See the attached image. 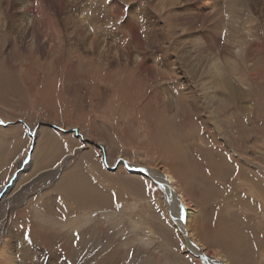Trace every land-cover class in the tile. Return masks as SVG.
<instances>
[{
  "label": "rangeland",
  "instance_id": "rangeland-1",
  "mask_svg": "<svg viewBox=\"0 0 264 264\" xmlns=\"http://www.w3.org/2000/svg\"><path fill=\"white\" fill-rule=\"evenodd\" d=\"M151 1L139 4L154 13ZM189 1L180 6L194 3ZM197 1L202 7L208 4ZM222 1L225 5L214 10L222 16V26H195L193 11L179 6L177 18L166 19L167 42L148 51L134 49L130 36L115 39L112 27L122 28L109 0H10L2 6V21L8 24L15 16L19 32L17 48L5 36L0 42V188L26 146L39 152L52 136V145L79 151L71 154L62 180L55 181L49 172L38 176L44 170L35 172L39 163L36 168L33 157L29 174L20 175L0 199L1 242L18 234L19 241L11 243H31L41 264L60 258L72 263V252L81 254V243L86 250L82 258H89L87 245L93 242L100 254L91 264H140L146 257L149 264H205L177 227L186 220H175L174 211L181 207L169 199V187L130 173L126 161L175 177V194L185 197L183 210L193 214L191 239L209 255L224 257L226 264H264V12L257 6L236 10L229 0ZM23 6L32 13H22ZM43 6L53 10L58 25H43L31 51L34 28L28 15ZM178 20L184 32L198 38V32L221 33V48L177 45ZM160 21L158 30L164 32ZM55 28L63 31L62 39ZM167 45L173 50L167 52ZM101 47L104 58L99 57ZM140 54L154 70L137 68L135 56ZM3 120L10 124L2 128ZM95 144L105 148L106 162ZM70 178L76 180L73 188L78 183L82 190H68L65 180ZM29 182L34 185L24 192ZM91 185L105 195L109 209L94 208L93 200L85 207L78 202L77 195L94 196ZM4 259L1 263L7 264Z\"/></svg>",
  "mask_w": 264,
  "mask_h": 264
},
{
  "label": "bare ground",
  "instance_id": "bare-ground-1",
  "mask_svg": "<svg viewBox=\"0 0 264 264\" xmlns=\"http://www.w3.org/2000/svg\"><path fill=\"white\" fill-rule=\"evenodd\" d=\"M181 1H183V0H155L153 2L151 1L149 3L150 6L152 7V5H153L155 8L154 13H152L148 8L140 5L139 0H109V3L112 5V12H113V14H115V16L119 17L120 21L118 23H119V25H121V28H122L121 30H119L117 26L112 27L114 30V33H115V39L117 37L118 40H122L124 35H125V38L130 36V39L132 42L131 46L134 49H139V50L147 49L146 51L151 50L154 46L159 47V46L164 45L165 41L167 42V40L169 38L167 33H166V31H167L166 19L171 18L172 16L174 18L176 17V15H174V13L178 11L179 8H177V7H179L181 5ZM186 1L190 2L189 0H186ZM204 1L208 2L206 7H202L201 5H199L200 2L198 3L197 0L196 1L193 0V2H194L193 4L185 5L182 7L180 6L181 7L180 10L193 11V13L190 14V17L192 19H195L194 25L199 23V22H203V23L205 22L204 25H207V27L209 26V28L210 27L216 28L217 25L222 26L223 25V23H222L223 18L221 15H218V14L216 15L214 13V10L215 9L220 10L221 5L222 6L225 5L224 2L222 0H204ZM191 2H192V0H191ZM145 3H148V2H145ZM4 4L10 5V0H0V8H1V10H0V42L3 40L2 39L3 36H5V37H7L8 41L10 43L9 45L11 46L12 44L15 45L16 37H17L16 35L19 32V25L17 24V21L15 20L16 19L15 16H11V21H8V24L5 21H2L1 17H4L3 16L4 12L2 11V6H4ZM231 4L233 7L236 8V10H237V8H240V7L248 8V6H251V7L257 6L258 12L259 11L264 12V0H229V5H231ZM57 5L60 7V9L62 8V2L57 3ZM60 9H59V11H60ZM137 9H139V10H137ZM152 9H153V7H152ZM236 10H235V12H236ZM20 11L26 15L28 13H32V10L26 8L25 6L20 7ZM51 11H53V10H51ZM51 11L48 9V7L43 6V11L35 10L34 14L28 15L29 16L28 19L30 21L29 25H31V26L33 25V28H34L30 34L31 51L34 50V48H35L34 43L36 42V37L38 35V31L40 30V28H43V25H45L47 27V29L53 28L51 23L53 24L55 22L54 25H58V21L56 19V16L53 15L51 13ZM39 18H43L44 19L43 22L45 24H38ZM160 20L165 22L163 27H160L161 29H164L165 33L163 31L158 30V26H160V24H163V22H161ZM215 22H216V25L211 26V24H213ZM182 23L185 25V21H183ZM191 24H193V21ZM175 25L178 27L179 30L176 29V31L178 33H176L177 35L176 34H174V35L175 36L181 35V36H178L176 38V44L177 45L182 46L184 44H188V43L192 44L193 43L194 46H200V44H201V45H205V47L203 46V50L213 51L214 48H217L220 45V43H222L221 33H219V32H217V34L210 33L211 35H215L213 37L215 40L210 38L211 35L208 32H198L200 34V38H198L197 34L193 35V34L189 33V31L184 32L183 30L185 28L182 24H180L179 20H178V24L175 23ZM185 27H187V26L185 25ZM190 28H192V27H190ZM55 29H57V34H58L57 36L62 39L61 35H62L63 31L60 28H55ZM76 29L77 30H75V32H79L80 28L78 26H76ZM29 31H30L29 28H27L26 33L29 34ZM184 37H187V39L185 40ZM229 39H230V37H228V40ZM185 41H187V42L185 43ZM42 42H43V40H42ZM86 44H87V42H83V45H86ZM14 45H12V46H14ZM224 46L229 48L228 43H224ZM14 47H16V45ZM184 47H185V45H184ZM16 48L14 51H17ZM51 48H52L51 49V52H52L53 46H51ZM63 48H64V46L61 43L59 50L62 52ZM87 48L94 50V47L92 45H90ZM173 48L174 47L167 45V49H168L167 52H170L171 50H173ZM220 48H221V45H220ZM11 50H12V47H11ZM103 50L106 51V49L104 47H101V51L99 53L100 58H102V57L104 58ZM12 57H13V55H12ZM12 59H14V58H12ZM15 59H17V58H15ZM157 60L154 59V61H157ZM135 63L137 65V68H139L141 70V72H145L147 70H154L153 69L154 64L150 60H148L147 57H145V55L140 54V55L135 56ZM13 64L17 65L16 63H13ZM166 78H168V77H166ZM124 80H126V79H124ZM181 89L185 90L184 88H181ZM209 105H210V103H209ZM210 109H212V108H210ZM126 165H127V168L130 170L134 169V167H136L130 162L129 163L127 162ZM154 173H155V175H154ZM150 178L152 181H155L157 183H162L163 187H165V188L168 186L169 187V195H170L169 199H171L175 203L179 204L180 207L183 206L182 203L186 202L185 200L183 201V199L185 197L184 196L179 197L178 195H176L177 192H175V189H177V187H176V179L174 176L161 174V173H158L155 171H151ZM75 181L76 180L73 178H70L69 180L66 179L65 180L66 188L68 190L70 189L72 191H75L74 189L77 188L78 189L77 192H79L80 190H82V188L78 187L79 186L78 183H77V186L75 188H73ZM87 183H88V181H87ZM173 186H174V188H173ZM89 189H90L89 192L93 193L94 196H88V197H87V195H81V196L77 195L76 196V198L79 200V201L78 200L77 201L80 202V204H82V206L85 207L87 200H93L94 208H97V209H101V208L105 209L109 206V202L105 198V195H101L100 193H98L99 190H97L95 186L91 185V186H89ZM96 192H97V195H95ZM170 192H171V194H170ZM99 194H100V196L96 197ZM185 208H187V207H185ZM108 209H109V207H108ZM171 210H174L172 206L170 208V211ZM188 210L189 209H186L184 211V210H181V208L177 209V210L175 209V211H174L175 220H177V219L181 220V218H182V220H184V221L186 220V223L184 224V222H183L182 224H179L180 222L179 223L175 222L174 224H177V225L179 224L177 227H179L180 231L184 232L186 234V237L191 241L190 242V249L196 253L195 254L196 256H201L200 258L205 260V264H211V262L214 264H226V260L224 257L219 256L220 258H218V257L212 256V255H209L208 251L203 246L196 244L191 239L192 235L190 233L189 224H190V221L193 217V214L188 213L187 212ZM92 233H94V232H92ZM13 237H14V239L12 240L13 242H15L16 240L19 241L20 237L18 234L16 235V238H15V234L13 235ZM80 240H86V239L83 238ZM12 241H2V242L0 241V264H4V263H1V259H4V257L7 258V261L4 259L7 262V264H41L37 260V255L39 256V251L31 243L20 242L16 246L14 243H11ZM90 242L91 241H88L87 243L89 244ZM80 246L82 247L81 254L77 255L76 252L73 250L72 257H71L72 263L69 262V264H91L92 262H94V258L97 259L99 257L100 251L96 252V250L93 249L95 246L94 242L87 245L89 247V252H88L89 258H84V259L82 258V254H84L86 250L84 249L83 243H81ZM103 248H105V246ZM41 258H42V260H46V262H48V257L46 255H44V254L41 255ZM146 259H147V261L140 260V264H149L150 258L146 257ZM47 264H68V263L60 258L57 262H50L49 261ZM104 264H109V262L106 261Z\"/></svg>",
  "mask_w": 264,
  "mask_h": 264
},
{
  "label": "crops",
  "instance_id": "crops-1",
  "mask_svg": "<svg viewBox=\"0 0 264 264\" xmlns=\"http://www.w3.org/2000/svg\"><path fill=\"white\" fill-rule=\"evenodd\" d=\"M9 124L10 123H5L4 120H3L2 123H1V126L3 128V127H7ZM52 129H54V128H52ZM47 139H49L50 141H45L44 143L47 144L48 146H40L39 147V152H36V153L34 152L35 146H26V148H25L26 150L24 151L22 156L17 160V162L18 161L19 162L18 163L16 162V167H15L14 171H12L11 174L6 177L2 187L0 188V195H2L0 197L1 200L4 199V197H5V195L7 194L8 191H12V189L14 188L15 183L18 180L20 175L29 174L27 169L31 166L32 161H33L32 160L33 157L36 160L35 161L36 168L38 167L37 163H39V169H36L35 172L40 170V169L44 170V171H40L38 173V176H40L41 174L49 172L53 176L52 180L54 179V181H55L56 178H61V180H62L64 169L66 167H69V165L71 166V163H70L71 154H75L76 155L75 151L76 150L79 151V148L77 146L72 147V146H58L57 144L56 145L55 144L52 145L51 141H52L53 137L50 136ZM2 157H3V150L1 149V146H0V163H2L1 162ZM28 158H29V161L24 166V162ZM75 162H76V160H74V164H75ZM82 163H83V161H82ZM27 177L28 176H26L25 179ZM30 180L31 181L32 180L35 181L36 179L31 177ZM22 182L20 183V185L18 187V190L21 189ZM33 185H34L33 183L29 182V183L25 184L22 189L24 190V192H28L32 188ZM50 186L52 188V186H53V182L52 181L50 182ZM239 201H241V202H243L245 204V202L242 201V200L236 201V204H238L240 207L242 205L245 207V205L243 203L239 202ZM1 202H0V205H1ZM45 204H46V202H45ZM29 205H31V204L29 203L28 206ZM41 205H42V203H41ZM36 208H41V207L39 205V206H36ZM246 211H250V210H246ZM250 213L251 212L247 213V215L249 217H250ZM249 229H255V227L252 228V226H250Z\"/></svg>",
  "mask_w": 264,
  "mask_h": 264
},
{
  "label": "water",
  "instance_id": "water-1",
  "mask_svg": "<svg viewBox=\"0 0 264 264\" xmlns=\"http://www.w3.org/2000/svg\"><path fill=\"white\" fill-rule=\"evenodd\" d=\"M51 128H54V129H57V130H59V131H61V132H67L66 130H64V129H62V128H60V127H58V126H56V125H49ZM31 137H33L34 138V135H35V132H31ZM97 147H99L101 150H103V153H104V162H106L107 161V159H106V152H105V148L104 147H102V145H99V144H95ZM119 162H120V160H119ZM118 162V163H119ZM127 164V162L125 161V165ZM135 166V165H134ZM126 167H127V165H126ZM128 169V168H127ZM129 171H130V173L132 172L133 174L134 173H138V174H140V175H143V176H146V177H149L150 178V175H151V170H149V169H146V168H142V167H138V166H136V167H134V169H128ZM170 209V208H169ZM172 219H173V217H172Z\"/></svg>",
  "mask_w": 264,
  "mask_h": 264
},
{
  "label": "snow or ice",
  "instance_id": "snow-or-ice-1",
  "mask_svg": "<svg viewBox=\"0 0 264 264\" xmlns=\"http://www.w3.org/2000/svg\"><path fill=\"white\" fill-rule=\"evenodd\" d=\"M115 194H113V196H114ZM117 207H119V205H117ZM181 210H183V206H181Z\"/></svg>",
  "mask_w": 264,
  "mask_h": 264
}]
</instances>
